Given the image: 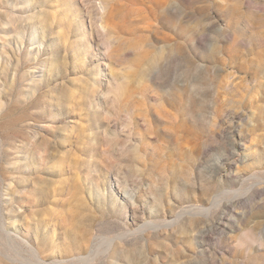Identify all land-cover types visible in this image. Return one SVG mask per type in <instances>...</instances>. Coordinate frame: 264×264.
<instances>
[{"label": "rangeland", "instance_id": "rangeland-1", "mask_svg": "<svg viewBox=\"0 0 264 264\" xmlns=\"http://www.w3.org/2000/svg\"><path fill=\"white\" fill-rule=\"evenodd\" d=\"M32 246L264 264V0H0V264Z\"/></svg>", "mask_w": 264, "mask_h": 264}, {"label": "bare ground", "instance_id": "bare-ground-1", "mask_svg": "<svg viewBox=\"0 0 264 264\" xmlns=\"http://www.w3.org/2000/svg\"><path fill=\"white\" fill-rule=\"evenodd\" d=\"M8 233V232H7ZM19 236V235H18ZM20 237V236H19ZM115 237V236H114ZM113 237V238H114ZM107 238V237H106ZM106 238H105V242H107L106 241ZM119 238H120V236H119ZM23 239V238H22ZM23 240H25V239H23ZM112 238H109L108 239V242H107V245L104 247V248H102V251H107L108 249H109V247H110V245H111V242H112ZM26 241V240H25ZM98 250V249H97ZM99 251V250H98ZM30 252H31V255H32V257L34 258V260L32 261V263L31 264H34V263H37V264H58V262H55V261H46V260H44V259H41L40 258V256H39V252H38V250H37V248L36 247H30ZM96 253H97V251H96ZM88 255H90V254H88ZM88 255H84V256H81V257H78V262H79V264H90V263H92V260H93V258L94 257H89ZM94 256H95V253H94Z\"/></svg>", "mask_w": 264, "mask_h": 264}]
</instances>
